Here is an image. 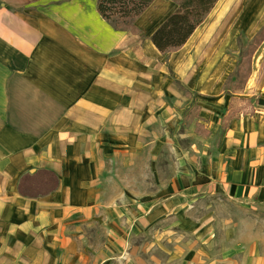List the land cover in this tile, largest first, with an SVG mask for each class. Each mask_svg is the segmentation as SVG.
I'll list each match as a JSON object with an SVG mask.
<instances>
[{"label": "crops", "instance_id": "obj_1", "mask_svg": "<svg viewBox=\"0 0 264 264\" xmlns=\"http://www.w3.org/2000/svg\"><path fill=\"white\" fill-rule=\"evenodd\" d=\"M96 2L0 0V264H75L103 251L105 262L111 247L125 245L128 229L141 234L172 214L181 218L190 197L211 196L183 184L134 204L124 187L111 192L105 159L135 157L162 140L158 113L167 110L157 100L171 81L163 58L174 51L162 54L149 36L177 3L153 0L134 22L141 33H133L105 20ZM257 20L263 25L264 11ZM221 141L210 176L229 174L230 189L214 191L245 212L264 210V105L235 113ZM40 173L57 182L26 193ZM207 179L200 172L195 181Z\"/></svg>", "mask_w": 264, "mask_h": 264}, {"label": "rangeland", "instance_id": "obj_2", "mask_svg": "<svg viewBox=\"0 0 264 264\" xmlns=\"http://www.w3.org/2000/svg\"><path fill=\"white\" fill-rule=\"evenodd\" d=\"M222 1L203 21L200 34L195 36L197 40L192 39L187 48L170 54L169 59L167 55L163 58L168 70L171 68L167 74L171 81L157 100L159 110H167L158 113L157 130L162 140L156 143L157 148L143 149L135 157L132 153L116 154L104 162L107 174L114 177L109 180L111 192L124 187L125 195H134L131 196L134 204L137 200H147L151 191L159 194L179 191L183 190V184L189 192L211 189V196L199 200L190 197L193 206L184 211L185 220L172 214L152 227L143 228L141 234L134 235V230L128 229L125 245L119 251L111 247L105 262L100 260L105 257L103 251L91 260H79L75 264H264V210L258 206L252 214L245 212L236 199L223 198V193L214 191L230 189V175L226 169V178L210 176L221 137L233 115L253 113L264 92V61L251 91L245 90V86L252 73V62L247 80L238 78L236 85L239 87L231 91L238 72L237 64L241 63L255 34L263 29L264 23L259 25L260 20L256 19L264 11V1ZM238 11L242 17L231 24V16ZM236 29V38L227 40ZM219 30L221 37L213 43ZM212 44L210 55L205 57V50ZM218 47L223 51L209 65L210 56ZM244 72L245 69L241 74ZM228 77L231 83L226 86ZM225 161L227 167V157L223 163ZM200 172H208L209 179L196 182ZM216 172L217 169L213 170L214 175ZM56 182V177L40 173L31 180L30 191L26 193L41 184L38 192L52 189ZM100 236L97 231V237Z\"/></svg>", "mask_w": 264, "mask_h": 264}, {"label": "trees", "instance_id": "obj_3", "mask_svg": "<svg viewBox=\"0 0 264 264\" xmlns=\"http://www.w3.org/2000/svg\"><path fill=\"white\" fill-rule=\"evenodd\" d=\"M177 7L156 27L149 36L152 43L162 54H169L180 49L189 39L195 29L205 20L209 12L218 0H173ZM153 0H97L96 8L99 14L111 22L115 28L130 30L133 33H141L135 27V20L149 7ZM263 28V29H262ZM258 31L252 42L246 47V54L241 63H238V72L235 74L233 85L239 87L237 79L242 77L244 81L250 74L252 56L264 39V26ZM145 38L144 34H141ZM256 40V43L254 42ZM245 69V72H241ZM171 71V68L169 69ZM232 73L230 74V76ZM242 75V76H241ZM247 80V79H246ZM178 83L181 81L176 80ZM231 78H227L225 84L230 85ZM257 102L264 105V99L259 98ZM231 117V116H230ZM206 134H209L206 131Z\"/></svg>", "mask_w": 264, "mask_h": 264}, {"label": "bare ground", "instance_id": "obj_4", "mask_svg": "<svg viewBox=\"0 0 264 264\" xmlns=\"http://www.w3.org/2000/svg\"><path fill=\"white\" fill-rule=\"evenodd\" d=\"M214 9V8H213ZM165 14H163L159 19H162L163 16ZM222 32L221 30H219L214 38H213V43H217L220 36H221ZM192 36V35H191ZM233 35L229 36L227 40H229ZM193 36L191 38H189L186 43L177 51H183L185 48L188 47L190 41L192 40ZM233 44H234V39H233ZM154 45V44H153ZM213 44L211 46H209L205 52H204V55L205 57H208L210 55V52L211 50L213 49L212 48ZM146 48H151V47H146ZM156 48V47H155ZM177 51H174V52H177ZM223 51V48H219L216 53L213 54V56H210V63L209 65H212L216 60L217 58L219 57V55H221ZM264 61V41L262 42V44L258 47V49L255 51L254 55H253V59H252V73L246 83V86H245V90L247 91H251L255 85V80H256V77L258 76V73L260 71V68H261V65Z\"/></svg>", "mask_w": 264, "mask_h": 264}]
</instances>
